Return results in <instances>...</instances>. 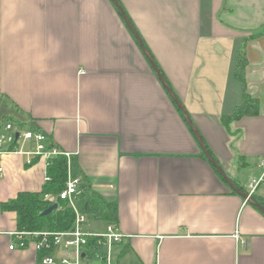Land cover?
Instances as JSON below:
<instances>
[{
    "label": "crops",
    "instance_id": "1",
    "mask_svg": "<svg viewBox=\"0 0 264 264\" xmlns=\"http://www.w3.org/2000/svg\"><path fill=\"white\" fill-rule=\"evenodd\" d=\"M116 1L146 54L110 0H0V107L67 155L85 223L77 198L87 211L91 195L112 205L115 221L96 204L91 213L124 236L114 264H264V214L242 197L264 161V0ZM244 40L258 114L228 131L220 118L242 100L233 60ZM148 57L238 193L202 157ZM46 168L2 155L0 202L40 191ZM253 199L264 204V187ZM18 232L0 210V264H36L33 245L9 249Z\"/></svg>",
    "mask_w": 264,
    "mask_h": 264
},
{
    "label": "built area",
    "instance_id": "2",
    "mask_svg": "<svg viewBox=\"0 0 264 264\" xmlns=\"http://www.w3.org/2000/svg\"><path fill=\"white\" fill-rule=\"evenodd\" d=\"M20 154L23 156L43 159L46 167L50 159L57 156H67L55 147L48 145L42 132L32 129H22L16 123L7 121L0 126V157L4 154ZM261 174L252 178L246 186L244 203L255 197L258 189L264 187V161L259 164ZM1 173V169H0ZM48 181V177L44 178ZM81 180L67 176L63 190L57 196L45 195L43 200L53 203L55 199L67 201L73 208L72 198L81 195ZM85 218L75 213V221L71 229L61 232H28L14 234L10 250L24 249L33 245L38 253L36 264H82L87 257L95 256L104 264H114L112 247L120 244L124 236L115 226L108 224L104 233H87L83 230ZM235 239H238L237 234ZM94 242L91 244V242Z\"/></svg>",
    "mask_w": 264,
    "mask_h": 264
},
{
    "label": "trees",
    "instance_id": "3",
    "mask_svg": "<svg viewBox=\"0 0 264 264\" xmlns=\"http://www.w3.org/2000/svg\"><path fill=\"white\" fill-rule=\"evenodd\" d=\"M246 40L238 47L236 56L233 60L234 77L239 80L244 87L241 103L235 108L234 112L228 116L220 118L221 124L230 131L232 122L239 120L244 116H253L258 114V103L246 93L245 69L247 66ZM180 114L183 117L182 112ZM9 120H12L9 118ZM202 157L205 159L204 155ZM45 181L38 192H19L15 198L6 202H0L2 212H13L16 215V229L19 232H61L72 228L75 221V212L67 201L55 199L53 203L57 208L47 212L52 204L43 200L45 195L57 196L64 188L67 180V160L63 156H57L50 159L46 168ZM95 203H91L95 201ZM95 195H91L88 204L89 211H93L94 204L101 207L104 216L108 221H115L116 217L112 210V205L98 201ZM264 208V204H262ZM94 242L92 241L91 244ZM91 256V254H89Z\"/></svg>",
    "mask_w": 264,
    "mask_h": 264
},
{
    "label": "water",
    "instance_id": "4",
    "mask_svg": "<svg viewBox=\"0 0 264 264\" xmlns=\"http://www.w3.org/2000/svg\"><path fill=\"white\" fill-rule=\"evenodd\" d=\"M114 6L116 7L118 13L120 14V16L122 17L123 21L125 22L127 28L130 30L131 34L133 35V37L136 39V41L138 42L140 48L142 49V51L146 54V51L142 45V42L140 40V38L138 37V35L136 34V32L134 31V29L132 28V26L130 25L127 17L125 16L122 8L120 7V5L118 4V2L116 0H110ZM149 59V63L153 69V71L156 73V76L158 77V80L160 81V83L162 84V86L165 88V90L167 91V93L171 96L172 101L174 102V104L176 105V107L182 112L186 123L190 129V131L193 133V135L195 136V138L197 139L198 143H199V147L203 153V155L206 157V159L212 164V166L215 168V170L221 175V177L223 178V180L225 181V183L228 185V187L237 192L235 186L230 182V180L226 177L224 171L220 168V166L215 162V160L212 158V156L210 155V153L206 150V147L200 137V135L198 134V132L195 130V128L193 127L190 119L188 118V115L186 114L183 106L181 105V103L178 101V99L173 95L172 91L170 90V88L167 86V84L165 83L162 75L160 74L159 70L157 69L156 65L154 64V62L148 57ZM242 197L245 199L247 197L246 194H243ZM249 203H252L255 205V207H257L263 214H264V208L262 205H260L259 203H256L254 201L253 198L249 199ZM57 208V204L56 203H52L49 207L47 212L53 210Z\"/></svg>",
    "mask_w": 264,
    "mask_h": 264
},
{
    "label": "rangeland",
    "instance_id": "5",
    "mask_svg": "<svg viewBox=\"0 0 264 264\" xmlns=\"http://www.w3.org/2000/svg\"><path fill=\"white\" fill-rule=\"evenodd\" d=\"M9 118H12L11 113L9 108H7V105L4 104V106L0 107V123L4 121H10ZM13 119V118H12ZM17 123L16 121H12ZM85 203H86V198L81 197L77 198V200L74 201L75 209L78 213L84 214L86 217V223L83 225V228L85 231L91 232V233H100L103 232L104 229L106 228L105 221L102 222L100 220H96L95 216L91 211L85 210ZM116 249L113 252H115ZM112 258H114V255L112 253ZM113 260V259H112ZM82 264H102L97 257H93L90 259H85L82 261Z\"/></svg>",
    "mask_w": 264,
    "mask_h": 264
},
{
    "label": "bare ground",
    "instance_id": "6",
    "mask_svg": "<svg viewBox=\"0 0 264 264\" xmlns=\"http://www.w3.org/2000/svg\"><path fill=\"white\" fill-rule=\"evenodd\" d=\"M246 194V193H245Z\"/></svg>",
    "mask_w": 264,
    "mask_h": 264
}]
</instances>
